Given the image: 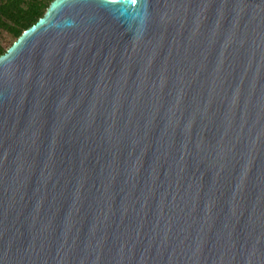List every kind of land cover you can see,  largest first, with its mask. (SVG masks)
I'll return each mask as SVG.
<instances>
[{"label": "water", "instance_id": "95a60500", "mask_svg": "<svg viewBox=\"0 0 264 264\" xmlns=\"http://www.w3.org/2000/svg\"><path fill=\"white\" fill-rule=\"evenodd\" d=\"M0 264H264V0H52L0 54Z\"/></svg>", "mask_w": 264, "mask_h": 264}, {"label": "trees", "instance_id": "16d2710c", "mask_svg": "<svg viewBox=\"0 0 264 264\" xmlns=\"http://www.w3.org/2000/svg\"><path fill=\"white\" fill-rule=\"evenodd\" d=\"M52 0H0V35L10 34L13 41L29 26L34 24ZM0 43V54L6 51Z\"/></svg>", "mask_w": 264, "mask_h": 264}, {"label": "rangeland", "instance_id": "374dc122", "mask_svg": "<svg viewBox=\"0 0 264 264\" xmlns=\"http://www.w3.org/2000/svg\"><path fill=\"white\" fill-rule=\"evenodd\" d=\"M13 39L14 38L10 34H8L7 32H5V31L1 32L0 43L2 45H4L6 48H8L12 44Z\"/></svg>", "mask_w": 264, "mask_h": 264}, {"label": "snow or ice", "instance_id": "6c2138e0", "mask_svg": "<svg viewBox=\"0 0 264 264\" xmlns=\"http://www.w3.org/2000/svg\"><path fill=\"white\" fill-rule=\"evenodd\" d=\"M132 2H133V3H135V2H136V0H132Z\"/></svg>", "mask_w": 264, "mask_h": 264}]
</instances>
